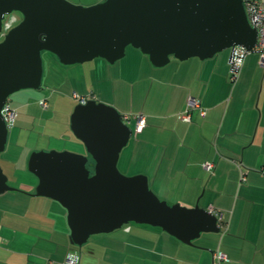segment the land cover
<instances>
[{"label":"water","instance_id":"95a60500","mask_svg":"<svg viewBox=\"0 0 264 264\" xmlns=\"http://www.w3.org/2000/svg\"><path fill=\"white\" fill-rule=\"evenodd\" d=\"M2 30L0 152L9 134L3 114L8 97L40 89L43 51L66 65L98 57L115 63L131 45L154 66L164 67L172 58L204 60L226 49L231 64L236 47L253 52L258 42L244 0H103L88 6L69 0H0ZM122 116L96 99L79 103L71 128L87 153L52 150L29 157L28 169L38 178L34 195L67 209L71 244L81 247L92 235L132 222L159 227L187 245L202 233H219L221 223L210 209L170 204L150 188L146 175L120 171V154L132 136ZM15 190L0 166V194Z\"/></svg>","mask_w":264,"mask_h":264},{"label":"crops","instance_id":"0c3cea01","mask_svg":"<svg viewBox=\"0 0 264 264\" xmlns=\"http://www.w3.org/2000/svg\"><path fill=\"white\" fill-rule=\"evenodd\" d=\"M226 52L225 61L216 55L215 62L193 57L151 69L146 54L128 51L130 67L123 72L131 80V102L124 105L118 100L115 105L120 112L143 114L146 125L123 148L128 151L125 157L120 154L119 163L134 175H146L159 198L214 209L222 212L223 219L220 237L206 235L194 245L167 232L130 227L141 235L157 236L122 242L124 264H214L218 250L228 256L220 264H264V67L258 51L248 53L233 82L231 64L226 63L231 51ZM113 91L119 93L117 88ZM189 96L201 101L206 115L194 110L193 120L185 122L178 115ZM141 98L138 111L136 102ZM130 122L133 128L134 118ZM206 161L215 164L212 171L204 168ZM17 213L12 226L0 228V264H40L38 232L57 237V230ZM54 236L53 240L58 238ZM51 262L55 264L53 260L46 264Z\"/></svg>","mask_w":264,"mask_h":264},{"label":"rangeland","instance_id":"374dc122","mask_svg":"<svg viewBox=\"0 0 264 264\" xmlns=\"http://www.w3.org/2000/svg\"><path fill=\"white\" fill-rule=\"evenodd\" d=\"M69 1L85 6L99 2L93 0ZM16 14L21 18L19 13ZM130 49H136L143 53L140 49L130 45L126 49V55L115 63H110L108 60L98 57L91 61L69 65L61 63L52 52H42L44 66L42 88L22 89L11 94L8 98V103L17 112V117L7 121L9 134L6 148L0 153V166L5 171L10 186L18 189L23 185H28L29 189L31 187L32 192H35L38 178L28 169V160L33 152L55 150L87 153L85 145L75 137L71 128V115L78 104L75 93L79 96H89L88 99H91V97L92 99L95 98L97 101L113 105L114 107H116L115 103L119 102L118 100L124 105L130 104L131 99L128 95V89L130 88L131 80L126 79L128 72L124 73L130 67L131 61L128 56ZM226 51H230V49L217 53L216 57L220 56L225 61ZM254 51H247L246 54L254 53ZM146 57L149 64L152 65L151 69L162 68L154 66L149 56L146 55ZM207 59H215L214 62L217 61L215 56ZM172 61L180 60L172 58L166 66H172L174 63ZM226 63L229 64V57ZM152 71H150V75L153 74ZM230 85H233L232 82H230ZM113 88H117L119 93L116 94ZM222 88L224 89L225 87ZM42 100L47 101L48 107L45 108L41 104ZM136 105L140 106L138 111H141L143 99H137ZM121 113L122 115L127 114L126 111ZM130 121L126 122L130 125ZM134 139L135 135H132L130 140ZM127 151L128 149L122 151L123 157H125ZM118 167L124 175H134L126 165L118 163ZM30 193L29 191L15 190L0 194V228H8L14 224L12 218L18 216V213L14 214L15 212H22L21 214L24 217L27 215L43 223L48 222L49 228L52 225L53 229L57 230L55 235L59 239L52 235L51 232L34 231L38 232V237H41V240L39 239L40 264H46L48 260H53L55 264H64L66 259L73 258L81 264H124L126 249L123 244L121 245L122 242L130 241V243H133L142 241L141 239L137 240V236H157L152 233H142V236L135 229L130 231V227L135 228L141 225L148 229H155L161 235L166 233L159 227L132 222L110 233L92 235L88 242L81 247L73 245L70 241L67 209L58 201ZM162 200L170 204L178 203L172 200ZM37 226L40 227L41 225L38 224ZM68 231L69 234L67 236ZM221 234V232L202 233L199 238L194 240V244L202 243L206 235H218L220 237ZM53 236L57 239L53 240ZM171 239L173 238L171 237ZM51 240H53V244ZM55 240H59L58 242L62 243L59 245ZM116 244L119 245L117 246ZM59 258L63 261H60Z\"/></svg>","mask_w":264,"mask_h":264},{"label":"built area","instance_id":"2783aa9c","mask_svg":"<svg viewBox=\"0 0 264 264\" xmlns=\"http://www.w3.org/2000/svg\"><path fill=\"white\" fill-rule=\"evenodd\" d=\"M247 17L252 26L257 28L258 31V42L254 50H257L260 53V64L264 67V2L261 0H244ZM247 51L244 48L236 47L234 52V57L231 63V72H232V81L235 82L238 79L239 73L241 71V63L246 56ZM75 98L78 99L81 103H86L89 96H79L75 95ZM45 100L41 101V104L45 105ZM194 110H198L201 116L206 115V109L202 106L201 101L194 97L189 96L186 103V108L181 112L178 117L179 119L185 122H191L192 114ZM5 118L8 120L14 119L16 116V111L10 107H4ZM123 120L130 121L131 118H134L135 124L132 128V135L137 134L140 130L146 125V117L141 113H136L131 115L129 113L122 116ZM127 123V122H126ZM204 168L208 171H212L215 168V164L209 161H206ZM221 221L223 219V214L220 211L210 209ZM228 256L223 251H216L214 253V264H220L222 261H227ZM52 264V263H51ZM67 264H78L76 259H68Z\"/></svg>","mask_w":264,"mask_h":264},{"label":"flooded vegetation","instance_id":"af4514ba","mask_svg":"<svg viewBox=\"0 0 264 264\" xmlns=\"http://www.w3.org/2000/svg\"><path fill=\"white\" fill-rule=\"evenodd\" d=\"M5 35H6V31L5 30H2L1 32H0V41H2L3 39H4V37H5ZM40 88H42V86L40 87ZM75 95H78V94H76L75 93ZM9 98V97H8ZM91 99H92V97H91ZM93 99H95V98H93ZM89 100V99H88ZM87 100V101H88ZM46 103H45V105H43L45 108L46 107H48V104H47V101H45ZM79 103H81L79 100H78V104ZM5 107L7 108V107H10V108H12L11 107V104H9L8 103V100H7V103H6V105H5ZM3 114L5 115V111L3 110ZM17 117V112H16V116H15V118ZM7 121H8V119H6ZM3 152V151H2ZM1 153V152H0ZM91 162H92V159H90V161L88 162V167L89 168H91V170H92V166H91ZM3 169V168H2ZM4 171V170H3ZM4 173H5V171H4ZM6 174V173H5ZM8 184H9V180H8ZM17 188V187H16ZM30 189H31V187H30ZM30 189H29V186L28 185H23V186H21L20 188H18L17 190H20V191H24V192H27V191H29V192H31L30 194H32V195H34V193L32 192V189H31V191H30ZM36 196V195H35ZM67 260L68 259H66V262H65V264H67ZM52 263V262H51ZM52 264H54V263H52Z\"/></svg>","mask_w":264,"mask_h":264}]
</instances>
